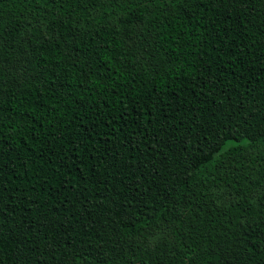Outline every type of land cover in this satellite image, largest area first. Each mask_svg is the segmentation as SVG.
I'll list each match as a JSON object with an SVG mask.
<instances>
[{"label":"trees","instance_id":"1","mask_svg":"<svg viewBox=\"0 0 264 264\" xmlns=\"http://www.w3.org/2000/svg\"><path fill=\"white\" fill-rule=\"evenodd\" d=\"M0 264H264V0H0Z\"/></svg>","mask_w":264,"mask_h":264}]
</instances>
